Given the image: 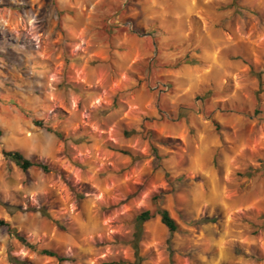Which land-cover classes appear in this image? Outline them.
Returning <instances> with one entry per match:
<instances>
[{
	"label": "clouds",
	"instance_id": "1",
	"mask_svg": "<svg viewBox=\"0 0 264 264\" xmlns=\"http://www.w3.org/2000/svg\"><path fill=\"white\" fill-rule=\"evenodd\" d=\"M262 86L264 0H0V264H264Z\"/></svg>",
	"mask_w": 264,
	"mask_h": 264
},
{
	"label": "rangeland",
	"instance_id": "2",
	"mask_svg": "<svg viewBox=\"0 0 264 264\" xmlns=\"http://www.w3.org/2000/svg\"><path fill=\"white\" fill-rule=\"evenodd\" d=\"M258 79H259V78H258ZM262 87H264V86H262ZM157 223H159V221H158ZM147 227H148V229H149L150 231L155 230V225H149V226H147ZM55 259H56V258L49 257V258H48V264H55ZM141 264H142V262H141Z\"/></svg>",
	"mask_w": 264,
	"mask_h": 264
},
{
	"label": "trees",
	"instance_id": "3",
	"mask_svg": "<svg viewBox=\"0 0 264 264\" xmlns=\"http://www.w3.org/2000/svg\"><path fill=\"white\" fill-rule=\"evenodd\" d=\"M137 255H138V253H137ZM49 257H52V256H49ZM52 258H55V257H52Z\"/></svg>",
	"mask_w": 264,
	"mask_h": 264
}]
</instances>
